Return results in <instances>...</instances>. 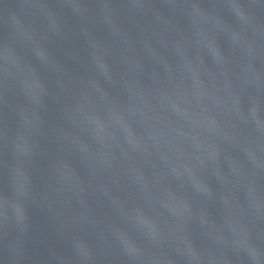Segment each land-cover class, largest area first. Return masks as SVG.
Listing matches in <instances>:
<instances>
[{
	"label": "water",
	"instance_id": "95a60500",
	"mask_svg": "<svg viewBox=\"0 0 264 264\" xmlns=\"http://www.w3.org/2000/svg\"><path fill=\"white\" fill-rule=\"evenodd\" d=\"M0 264H264V0H0Z\"/></svg>",
	"mask_w": 264,
	"mask_h": 264
}]
</instances>
